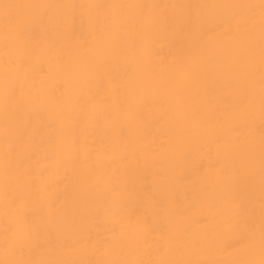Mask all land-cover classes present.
Here are the masks:
<instances>
[{"label":"bare ground","instance_id":"1","mask_svg":"<svg viewBox=\"0 0 264 264\" xmlns=\"http://www.w3.org/2000/svg\"><path fill=\"white\" fill-rule=\"evenodd\" d=\"M0 264H264V0H0Z\"/></svg>","mask_w":264,"mask_h":264}]
</instances>
